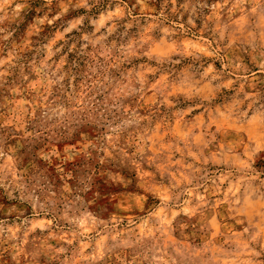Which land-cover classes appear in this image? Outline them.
I'll use <instances>...</instances> for the list:
<instances>
[{
    "label": "rangeland",
    "instance_id": "1",
    "mask_svg": "<svg viewBox=\"0 0 264 264\" xmlns=\"http://www.w3.org/2000/svg\"><path fill=\"white\" fill-rule=\"evenodd\" d=\"M0 264H264V0H0Z\"/></svg>",
    "mask_w": 264,
    "mask_h": 264
},
{
    "label": "trees",
    "instance_id": "2",
    "mask_svg": "<svg viewBox=\"0 0 264 264\" xmlns=\"http://www.w3.org/2000/svg\"><path fill=\"white\" fill-rule=\"evenodd\" d=\"M107 0H103V2H106Z\"/></svg>",
    "mask_w": 264,
    "mask_h": 264
}]
</instances>
